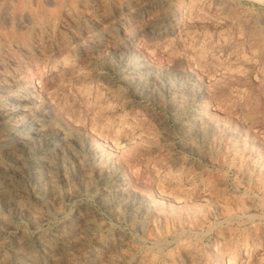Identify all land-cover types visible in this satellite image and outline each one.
Returning <instances> with one entry per match:
<instances>
[{"label": "rangeland", "instance_id": "obj_1", "mask_svg": "<svg viewBox=\"0 0 264 264\" xmlns=\"http://www.w3.org/2000/svg\"><path fill=\"white\" fill-rule=\"evenodd\" d=\"M0 264H264V0H0Z\"/></svg>", "mask_w": 264, "mask_h": 264}]
</instances>
